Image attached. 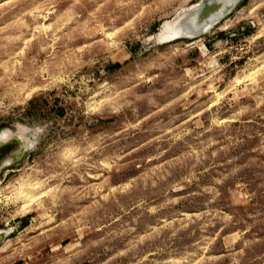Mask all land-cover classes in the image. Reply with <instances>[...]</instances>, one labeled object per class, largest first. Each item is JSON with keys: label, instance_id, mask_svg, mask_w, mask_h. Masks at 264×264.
I'll return each instance as SVG.
<instances>
[{"label": "rangeland", "instance_id": "1", "mask_svg": "<svg viewBox=\"0 0 264 264\" xmlns=\"http://www.w3.org/2000/svg\"><path fill=\"white\" fill-rule=\"evenodd\" d=\"M201 1L0 0V264H264V0Z\"/></svg>", "mask_w": 264, "mask_h": 264}, {"label": "water", "instance_id": "2", "mask_svg": "<svg viewBox=\"0 0 264 264\" xmlns=\"http://www.w3.org/2000/svg\"><path fill=\"white\" fill-rule=\"evenodd\" d=\"M240 1L241 0H202L197 6L178 17L177 22L180 24V31L169 39L181 36L196 37L205 33L230 13ZM19 145V141L12 138L7 144L0 147V157L5 153L16 152L10 164L20 161L29 148V143L18 149Z\"/></svg>", "mask_w": 264, "mask_h": 264}, {"label": "bare ground", "instance_id": "3", "mask_svg": "<svg viewBox=\"0 0 264 264\" xmlns=\"http://www.w3.org/2000/svg\"><path fill=\"white\" fill-rule=\"evenodd\" d=\"M176 21H177V19H176ZM175 21V24H176V26H177V22ZM171 23V22H170ZM172 23H174V22H172ZM167 25H169V24H167ZM166 26V25H165ZM164 26V27H165ZM175 25H172V26H169L170 28H172V27H174ZM167 27V26H166ZM178 27V26H177ZM177 27H175V32L173 31V33L170 35V36H173V35H175L176 33H178L179 31H180V26H179V29L177 28ZM169 28V29H170ZM174 28H172L171 30H173ZM176 29L177 30H179V31H176ZM164 30H168V29H166V28H163V30H162V32H165ZM169 33H171V31L169 32ZM164 34V33H163ZM160 35V34H159ZM167 39V38H169V36L167 35V34H165V35H163V37H162V39ZM20 137H22L21 135H19ZM13 138V137H12ZM11 140V138H10V134L9 133H6L5 132V130H1L0 131V147L1 146H3V145H5V144H7L9 141ZM19 147H18V149L19 148H21V147H24V146H26V144H27V141L26 140H19ZM18 152V151H17ZM16 154V152H9V153H5V154H3L1 157H0V168L1 167H3V166H5V165H8V164H10V162H11V159H12V157L14 156ZM62 191V190H61ZM60 195V194H59ZM57 196V195H56ZM68 196H69V194H68ZM58 199V198H57ZM61 199V198H60ZM69 199V198H68ZM62 200V199H61ZM60 202H62V201H60ZM67 202V201H66ZM69 202V201H68ZM68 205V204H67ZM69 205H70V202H69Z\"/></svg>", "mask_w": 264, "mask_h": 264}]
</instances>
